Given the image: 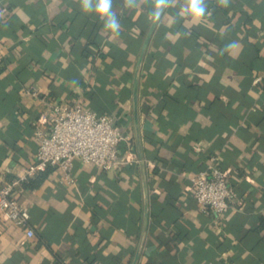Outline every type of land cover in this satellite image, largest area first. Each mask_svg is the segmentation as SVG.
Wrapping results in <instances>:
<instances>
[{"label":"crops","instance_id":"1","mask_svg":"<svg viewBox=\"0 0 264 264\" xmlns=\"http://www.w3.org/2000/svg\"><path fill=\"white\" fill-rule=\"evenodd\" d=\"M205 4L199 23L184 0L164 11L136 103L155 0H113L115 38L81 0H0V176L20 180L35 230L0 216V264H133L139 249L136 264H264V0ZM52 102L112 115L127 162L78 159L74 183L54 166L30 174ZM213 154L238 192L219 220L191 190Z\"/></svg>","mask_w":264,"mask_h":264},{"label":"built area","instance_id":"2","mask_svg":"<svg viewBox=\"0 0 264 264\" xmlns=\"http://www.w3.org/2000/svg\"><path fill=\"white\" fill-rule=\"evenodd\" d=\"M260 78L257 77V80ZM34 125L38 147L30 174L57 167L68 183L75 182V161L94 162L103 169L119 168L127 162L120 155L119 144L129 140V133L116 126L113 116L100 113L81 103L64 105L52 102L42 110ZM20 180L4 181L0 176V216L20 227L27 235L35 234L30 225V210L16 195ZM191 190L200 210L221 219L230 209L238 192L230 184L229 170L220 164L218 155L210 156L206 166L192 178Z\"/></svg>","mask_w":264,"mask_h":264},{"label":"clouds","instance_id":"3","mask_svg":"<svg viewBox=\"0 0 264 264\" xmlns=\"http://www.w3.org/2000/svg\"><path fill=\"white\" fill-rule=\"evenodd\" d=\"M172 3L173 0H155V10L151 14L153 21L159 20L161 12ZM81 11L94 14L103 22L104 30L110 32L114 38L119 37L121 24L113 10V0H81ZM183 11L194 22L199 23L207 14L205 0H184Z\"/></svg>","mask_w":264,"mask_h":264},{"label":"water","instance_id":"4","mask_svg":"<svg viewBox=\"0 0 264 264\" xmlns=\"http://www.w3.org/2000/svg\"><path fill=\"white\" fill-rule=\"evenodd\" d=\"M164 11L161 12V16L163 15ZM161 16H160V18H161ZM160 18H159V20H160ZM159 20H156V21L152 22V24H151V26H150V28H149V30L147 32V35H146V37L144 39L141 51H140L139 59H138V62H137L136 79H135V99H136V103H137V91H138V81H139L140 70H141L142 63H143L147 48L149 46L150 40L152 38V35L154 33V30H155ZM140 162H141L142 165H144V161L143 160H141ZM148 224H149V205H148V202H147L146 203V210H145V219H144V229L145 230L148 228ZM139 256H140V249L136 253V256H135L133 264H136Z\"/></svg>","mask_w":264,"mask_h":264},{"label":"trees","instance_id":"5","mask_svg":"<svg viewBox=\"0 0 264 264\" xmlns=\"http://www.w3.org/2000/svg\"><path fill=\"white\" fill-rule=\"evenodd\" d=\"M2 70V68H0V71ZM42 173H43V171H42ZM42 176H44V174L42 175H40V177H42ZM29 181V179H27V180H24V183L25 184H32V182H33V179L32 178H30V182H28ZM28 182V183H27ZM260 225H263L264 226V220H261V223H260Z\"/></svg>","mask_w":264,"mask_h":264}]
</instances>
